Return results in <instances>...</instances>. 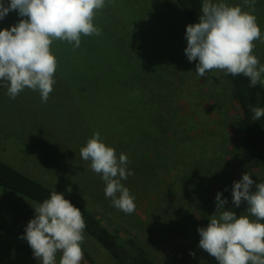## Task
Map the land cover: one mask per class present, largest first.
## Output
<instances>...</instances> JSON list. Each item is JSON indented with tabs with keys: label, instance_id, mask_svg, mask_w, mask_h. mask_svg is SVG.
Returning <instances> with one entry per match:
<instances>
[{
	"label": "rangeland",
	"instance_id": "obj_1",
	"mask_svg": "<svg viewBox=\"0 0 264 264\" xmlns=\"http://www.w3.org/2000/svg\"><path fill=\"white\" fill-rule=\"evenodd\" d=\"M223 2L249 10L244 0ZM253 14L264 36V0H256ZM20 19L10 12L0 30ZM94 24L101 35L82 36L79 48L59 40L51 45L58 67L46 103L30 89L11 99L0 85V159L71 195L118 231L131 254L156 264H218L199 248L197 231L216 213L217 193L228 201L224 210L239 218L248 206L232 203L233 182L247 173L253 191L264 182V167L249 161L243 134L232 126L241 112L225 72L196 74L198 61L189 62L184 51L190 24L174 0H105ZM255 44L264 64V43ZM95 132L117 156L128 157L134 174L121 183L135 197L132 214L112 206L101 176L80 156ZM35 205L0 187V264H41L20 238ZM84 236L81 264H118Z\"/></svg>",
	"mask_w": 264,
	"mask_h": 264
},
{
	"label": "clouds",
	"instance_id": "obj_2",
	"mask_svg": "<svg viewBox=\"0 0 264 264\" xmlns=\"http://www.w3.org/2000/svg\"><path fill=\"white\" fill-rule=\"evenodd\" d=\"M244 2L247 11L223 0H203L199 22L186 27L185 55L189 62L198 61L196 74L201 78L212 70H221L233 77L249 78L250 88L264 84V64L254 55L255 41L264 43L253 14L256 0ZM104 7L105 0H9L7 4L0 0V21L12 11L22 18L0 30V85L7 87L8 96L15 99L30 89L38 91L46 103L58 67L51 45L59 40L76 49L82 36H100L102 30L95 26L94 19ZM251 111L254 120L264 117V107L253 106ZM80 156L101 176L112 206L125 214L135 212V197L121 183L134 174L127 170L128 157L123 153L117 156L113 147L102 142L99 132L80 149ZM250 177L243 174L232 186V203L239 207L247 202L248 215L237 218L235 212L224 210L228 201L217 193L216 213L209 217L207 227L197 229L199 248L218 264H264V182L256 183L253 191ZM33 208L35 217L20 238L28 242L34 258L41 264H57L60 252L59 264H81L86 228L83 212L55 190Z\"/></svg>",
	"mask_w": 264,
	"mask_h": 264
},
{
	"label": "trees",
	"instance_id": "obj_3",
	"mask_svg": "<svg viewBox=\"0 0 264 264\" xmlns=\"http://www.w3.org/2000/svg\"><path fill=\"white\" fill-rule=\"evenodd\" d=\"M178 9L189 24L199 22L203 0H174ZM226 74V73H225ZM233 98L239 105L241 116L232 124L234 129L243 134L242 148L249 161L256 167H264V117L254 120L253 106L264 107V86L257 84L250 88V80L243 75L233 77L226 74ZM0 187L22 196L37 204L49 198L52 191L64 194L75 207L83 212L86 222L85 233L99 242L118 264H156L144 253L131 254L125 249L118 231L106 227L86 206L65 191L48 187L40 181L26 175L0 159ZM134 245L133 241H130ZM24 260L19 264H30Z\"/></svg>",
	"mask_w": 264,
	"mask_h": 264
}]
</instances>
